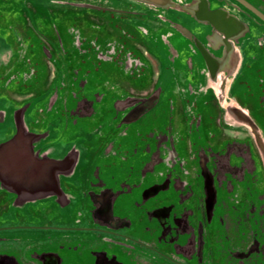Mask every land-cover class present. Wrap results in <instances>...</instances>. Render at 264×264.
Here are the masks:
<instances>
[{
	"label": "flooded vegetation",
	"instance_id": "flooded-vegetation-1",
	"mask_svg": "<svg viewBox=\"0 0 264 264\" xmlns=\"http://www.w3.org/2000/svg\"><path fill=\"white\" fill-rule=\"evenodd\" d=\"M0 264H264V0H0Z\"/></svg>",
	"mask_w": 264,
	"mask_h": 264
}]
</instances>
